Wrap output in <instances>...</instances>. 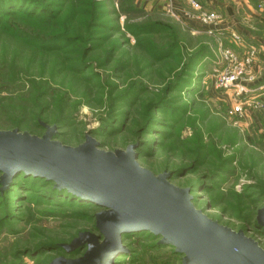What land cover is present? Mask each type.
I'll use <instances>...</instances> for the list:
<instances>
[{
	"label": "rangeland",
	"instance_id": "obj_1",
	"mask_svg": "<svg viewBox=\"0 0 264 264\" xmlns=\"http://www.w3.org/2000/svg\"><path fill=\"white\" fill-rule=\"evenodd\" d=\"M21 1L46 20L29 22L15 11V18L0 22V69L24 75L9 86V97L25 94L29 81L55 87L36 119L53 127L54 119L68 115L55 126L58 142L76 147L88 135L105 152L137 146L142 168L156 176L177 171L170 183L190 190L197 210L264 249V235L254 226L264 207V19L253 17L260 0ZM219 4L229 9L228 20ZM202 15L217 16L215 27L238 28L242 43L230 45L229 31L202 26L196 21ZM39 39L80 42L75 53L50 54L34 45ZM82 49L90 50L87 58ZM222 49L254 54L240 114L233 113L234 93L214 87ZM69 59L86 61L78 64L84 76L68 70ZM9 97L0 92V102ZM115 97L122 101L113 104ZM10 122L0 113L1 131L45 134L27 117L17 129ZM15 191L0 196V264L81 258L85 249L72 257L64 247L93 232L86 210H101L64 200L48 204L40 187ZM135 241L122 244L131 256L124 264H178L169 249L154 250L153 238Z\"/></svg>",
	"mask_w": 264,
	"mask_h": 264
},
{
	"label": "water",
	"instance_id": "obj_2",
	"mask_svg": "<svg viewBox=\"0 0 264 264\" xmlns=\"http://www.w3.org/2000/svg\"><path fill=\"white\" fill-rule=\"evenodd\" d=\"M39 138L27 132L0 130V184L6 188L19 173L53 182L57 190L101 209L93 233L79 234L67 253L85 249L76 260L51 264H113L125 249L122 237L148 232L181 256L180 264H264V249L208 219L193 205L190 190L169 181L170 174L154 175L138 163L135 146L105 152L90 136L76 147L57 140L56 127L41 124ZM255 227L264 234V207Z\"/></svg>",
	"mask_w": 264,
	"mask_h": 264
},
{
	"label": "trees",
	"instance_id": "obj_3",
	"mask_svg": "<svg viewBox=\"0 0 264 264\" xmlns=\"http://www.w3.org/2000/svg\"><path fill=\"white\" fill-rule=\"evenodd\" d=\"M255 4V3H254ZM17 12L16 14H19L23 19L28 20L29 22H34V23H39V22H43L46 19L45 18H40L30 7H28V5L24 2H22L21 0H0V22L3 21V24H5L7 21V19H12L15 18L14 12ZM44 16H47V14L45 13ZM253 16L255 19L262 20V18L264 19L263 16L257 15ZM2 24V25H3ZM1 26V25H0ZM2 27V26H1ZM239 33V32H237ZM34 45L36 47H38L40 50H42L45 53H50V54H66V50L67 48H73V53H75L78 49L76 48L77 43L80 42V39H75L73 41H64L62 42L59 39H52V40H45V39H39L37 41H33ZM232 45V44H230ZM173 49H170V51ZM82 51V57L81 58H87L88 56V52L90 50L88 49H82L79 50ZM75 62L71 59H69V67L68 70H70L72 72L73 75L78 76L80 73V67H78V64H86V61L83 59V62H75L73 65L72 63ZM24 76V75H23ZM21 73H17L15 72L14 69L10 68L8 70L5 71L4 68L0 69V92H5L8 97H9V86L11 85H15L18 81V79H22L24 80ZM79 76H84V75H79ZM56 88L54 87L53 90L50 89V87H48V85H46V83L44 82H35V81H29V88L26 91L25 94H23L22 96H20L21 94L18 93L17 95L11 96V98H7L5 101H1L0 102V113H6L8 115H10L11 117V122L9 123V128L12 129H17L20 126V121L24 118L27 117L29 118L30 121H32L31 123H36V127L41 130L44 131L43 127L41 126V124L45 125L48 127L47 124L42 123L40 118L36 119V117L38 116V114L44 112V108L42 107V102L43 99L47 96H50L51 94L55 93ZM59 93V92H58ZM59 101L61 102H65L67 100L65 93H60L58 95ZM116 97L114 99V101L112 102L113 104H118L119 102L122 101V97L117 98ZM111 103V105H112ZM39 114V115H40ZM68 115H62L59 116L58 118L54 119V123L51 125L57 126L59 123L63 122L64 120H66V117ZM56 124V125H55ZM1 127V126H0ZM8 127V126H7ZM11 129V130H12ZM10 130V129H9ZM58 137V133H56L55 136V140ZM102 147V146H101ZM138 147L135 146V153L137 155V157L139 158V154H138ZM175 173H177V171H173L170 174L169 177V181H171L172 176L175 175ZM1 172H0V177H1ZM23 173H19L17 174L12 180L11 182L8 184V186L6 188H2V185L0 184V196H6V195H15L17 193V191H15L16 187L19 186L20 189H25V188H31V190L36 189V187H40V189L46 190L48 193L47 195L49 196L47 203L48 204H52V202L58 203L61 200H64L67 202V206H75L76 204L79 206L78 208H84V209H89L91 206L94 205H90L89 203H87L86 201H82L79 198L74 197L73 195L68 194L65 190H57L53 187V182L51 181H46L45 179L42 178H38V177H32V176H26ZM32 192V191H31ZM191 194V191H190ZM2 198V197H1ZM4 199V198H3ZM9 201V200H8ZM96 209L101 210L100 208L94 206ZM95 209L93 210H86L88 212H91L92 214L90 215V227L89 230L93 231L91 233L97 235V232L95 231L94 228V224H95V215L96 213L94 212ZM97 210V211H98ZM254 226H255V222H254ZM257 230H261L256 228ZM262 233V231H261ZM263 234V233H262ZM264 235V234H263ZM142 238V240L144 238H153V241L155 242L154 245V250H164V249H169L174 257L175 260L178 261V264H180V260H181V256L179 254H176L174 252V249L169 247V246H163V245H159L158 241L160 240L159 237H155L154 235L148 233V232H140V233H135V234H127L124 235L122 237V244L124 246L125 242H129L130 244L135 241L136 239H140ZM136 242V241H135ZM126 251L120 253L118 256L120 257V260H115L117 259V257L114 259V263L113 264H124L126 263V258L127 257H131L129 255V252L127 251V247H124ZM84 250L83 249H77L74 252L71 253H64L65 256H75L77 254H79L80 251ZM65 259V258H64ZM65 260H71V258L69 259H65ZM72 260H76L72 259ZM135 264H142V263H135Z\"/></svg>",
	"mask_w": 264,
	"mask_h": 264
},
{
	"label": "built area",
	"instance_id": "obj_4",
	"mask_svg": "<svg viewBox=\"0 0 264 264\" xmlns=\"http://www.w3.org/2000/svg\"><path fill=\"white\" fill-rule=\"evenodd\" d=\"M195 8H198L197 6ZM254 11L257 15L264 16V0L255 3ZM202 26L208 27L209 30H216L214 24L217 21V16L202 15L196 20ZM229 42L234 46H239L242 43L240 35L234 31H229ZM219 61L221 68L214 75L215 89L231 90L236 97L235 103L232 105L233 113H241L240 101L245 99L248 92V84L253 81L251 71L254 68L253 51L244 52L241 56L233 53L232 50L222 49L219 52ZM237 99H239L238 102Z\"/></svg>",
	"mask_w": 264,
	"mask_h": 264
},
{
	"label": "crops",
	"instance_id": "obj_5",
	"mask_svg": "<svg viewBox=\"0 0 264 264\" xmlns=\"http://www.w3.org/2000/svg\"><path fill=\"white\" fill-rule=\"evenodd\" d=\"M256 1H258V0H256ZM208 3L210 4V3H213V2H210V1H208ZM219 7H220V9H221V13L223 14V17L225 18V20H228L229 18H230V14L228 15V13H230V11H229V9L227 8H224L222 5H220L219 4ZM248 8H250V7H248ZM225 13H227V16H228V18H226V14ZM194 23V22H193ZM195 24V23H194ZM191 26H192V24H190ZM218 30H221V31H233V30H235L236 32H239L238 31V28H234V27H232V24H229L228 26L227 25H225V24H221V25H219L218 27H216Z\"/></svg>",
	"mask_w": 264,
	"mask_h": 264
},
{
	"label": "bare ground",
	"instance_id": "obj_6",
	"mask_svg": "<svg viewBox=\"0 0 264 264\" xmlns=\"http://www.w3.org/2000/svg\"><path fill=\"white\" fill-rule=\"evenodd\" d=\"M116 257H117V256H116ZM116 257H115V258H116ZM115 258H114V259H115ZM114 259H113V261H114Z\"/></svg>",
	"mask_w": 264,
	"mask_h": 264
}]
</instances>
